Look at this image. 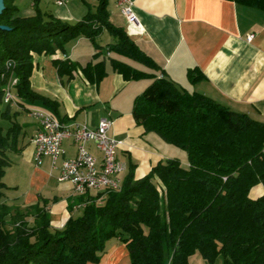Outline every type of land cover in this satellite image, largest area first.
<instances>
[{
  "label": "trees",
  "instance_id": "trees-1",
  "mask_svg": "<svg viewBox=\"0 0 264 264\" xmlns=\"http://www.w3.org/2000/svg\"><path fill=\"white\" fill-rule=\"evenodd\" d=\"M3 1L0 24L8 29H0V103L12 76L17 79L13 92L18 104L40 102L56 111L55 100L31 87L33 54L64 50L80 35L99 49L97 38L106 31L114 38L106 45L108 51L157 66L110 21L108 0H97L94 10L82 0L87 12L73 23L38 6L32 15L21 16L15 0ZM230 1L264 11V0ZM109 61L125 80L151 76L119 58ZM55 64L59 75L68 78L79 68L68 59ZM80 70L92 83L106 74L104 61L87 62ZM187 77L195 83L203 75L189 69ZM10 112L9 104L0 112L11 123L6 130L0 124V264L95 263L112 237L125 244L131 264H188L195 253L208 264L218 257L222 264H264V192L250 196L254 186H264V122L189 92L171 79L152 77L134 98L133 118L145 132L184 150L188 164L166 158L135 178V164L129 163L119 190L81 195V215L54 229L44 205L23 211L2 202L7 189L3 176L11 163L8 153L18 150L21 129Z\"/></svg>",
  "mask_w": 264,
  "mask_h": 264
},
{
  "label": "crops",
  "instance_id": "crops-1",
  "mask_svg": "<svg viewBox=\"0 0 264 264\" xmlns=\"http://www.w3.org/2000/svg\"><path fill=\"white\" fill-rule=\"evenodd\" d=\"M94 10L97 5L90 4ZM108 0L110 21L122 27L134 43L157 65L148 67L128 57L108 51L106 45L114 38L103 31L95 49L91 41L80 35L53 54H33L34 67L30 76L34 91L57 102V110L40 102L22 100L11 105V119L21 126L16 151L8 153L11 163L5 168L3 182L7 186L2 202L20 210L44 205L51 227L62 228L70 217L81 215L84 202L73 192L69 181L58 180L60 160L53 164L44 157L34 162V145L30 138L38 130L37 122L27 108L37 107L51 112L64 122H77L95 127L100 117L112 120L108 135L122 141L117 158L135 164V178L146 175L159 161L177 158L187 165L186 152L165 142L154 132H145L132 115L134 98L152 81V77H166L189 92L201 93L230 110L245 113L264 122V11L237 4L230 0H130L134 18L129 22L120 12L117 0ZM21 16H30L35 6L61 21L73 23L87 12L82 0H69L58 6L53 0H15ZM107 34V39L101 38ZM253 38L248 40V35ZM98 50V51H97ZM98 52L96 55L95 53ZM119 58L130 66L151 74L147 78L125 80L112 69L109 58ZM76 62L79 68L73 76L59 75L55 60ZM105 62V76L97 83L90 82L80 67L87 62ZM194 69L203 75L195 83L189 81L187 71ZM6 104L1 103L0 112ZM11 120V121H12ZM6 130L10 120L0 117ZM66 157L76 154L71 140H64ZM97 163L101 152L92 142L86 144ZM127 169L122 174V180ZM264 192L258 184L251 197ZM90 195L97 194L90 191ZM102 200V198L100 199ZM32 220V216L27 218ZM219 257L215 260L216 264ZM222 260V259H220ZM89 264H131L128 249L119 237L105 241L99 260ZM188 264H208L201 255L189 257ZM222 264V261H221Z\"/></svg>",
  "mask_w": 264,
  "mask_h": 264
},
{
  "label": "built area",
  "instance_id": "built-area-1",
  "mask_svg": "<svg viewBox=\"0 0 264 264\" xmlns=\"http://www.w3.org/2000/svg\"><path fill=\"white\" fill-rule=\"evenodd\" d=\"M58 6L69 0H53ZM117 5L124 17L131 22L134 18L132 2L117 0ZM248 40L253 34L248 35ZM17 83L15 77H10L4 94L3 102L13 105L17 97L13 92ZM28 115L38 124V130L30 138L34 145V162L39 165L44 157L51 158L53 164L60 160L58 180L69 181L76 195H85L90 191L97 193L119 190L122 184V174L127 169L124 162L117 158V148L122 141L108 135L112 120L100 117L95 127H88L77 122H64L51 112L37 107L26 109ZM71 140L76 146V154L66 157L62 147L64 140ZM92 142L101 152L102 159L98 164L96 157L86 147ZM85 205V202L82 206Z\"/></svg>",
  "mask_w": 264,
  "mask_h": 264
},
{
  "label": "rangeland",
  "instance_id": "rangeland-1",
  "mask_svg": "<svg viewBox=\"0 0 264 264\" xmlns=\"http://www.w3.org/2000/svg\"><path fill=\"white\" fill-rule=\"evenodd\" d=\"M88 2H89L90 4H95V1H94V0H88ZM14 3H15V5H17L19 2H14ZM109 3H110V5H111V0L109 1ZM89 7H90V6H89ZM104 37H108L106 33H105V34L102 36V38H101L102 42H104L105 40L107 41V39H105ZM0 107H1V103H0ZM180 162H181V161H180ZM220 259H222V258L219 257V259L217 260L216 264H221V261H222V260H220Z\"/></svg>",
  "mask_w": 264,
  "mask_h": 264
},
{
  "label": "water",
  "instance_id": "water-1",
  "mask_svg": "<svg viewBox=\"0 0 264 264\" xmlns=\"http://www.w3.org/2000/svg\"><path fill=\"white\" fill-rule=\"evenodd\" d=\"M3 9H4V1L3 0H0V14L2 13ZM0 29L7 30L8 27L5 26V25H1L0 24Z\"/></svg>",
  "mask_w": 264,
  "mask_h": 264
}]
</instances>
